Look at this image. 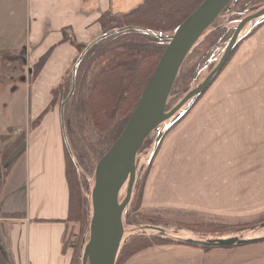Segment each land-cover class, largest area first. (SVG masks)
I'll use <instances>...</instances> for the list:
<instances>
[{
  "label": "crops",
  "instance_id": "crops-1",
  "mask_svg": "<svg viewBox=\"0 0 264 264\" xmlns=\"http://www.w3.org/2000/svg\"><path fill=\"white\" fill-rule=\"evenodd\" d=\"M141 1L0 0V70L8 72L0 81L24 83L22 74L19 79L12 74L21 69L18 63L29 67L48 53L28 81L29 115L11 126L25 128L26 140L23 158H15L0 189V212L6 214L0 216V264H71L73 250L62 247L69 187L60 107L48 111L40 105L34 81L46 70L57 71L44 85L49 95L71 70L78 51L61 40V31L87 43L101 35L102 13H126ZM261 41L256 60L239 62L231 70H241L240 76L234 72L223 79L225 93L209 94L223 108L192 109L188 126H177L173 142L164 140L159 155L155 152L141 211L179 217L176 230L160 226L173 241L152 243L120 264H264V238L224 246L189 242L264 237V230L240 226L264 217V37ZM56 51L64 57L55 66ZM31 119L38 120L35 126H28ZM199 223L221 227L212 232Z\"/></svg>",
  "mask_w": 264,
  "mask_h": 264
},
{
  "label": "trees",
  "instance_id": "trees-1",
  "mask_svg": "<svg viewBox=\"0 0 264 264\" xmlns=\"http://www.w3.org/2000/svg\"><path fill=\"white\" fill-rule=\"evenodd\" d=\"M202 1L203 0H142L135 8L120 15H113L110 12L102 13L98 21L102 29L101 35L104 34V37L90 44L78 42L72 32L67 30L61 31V40L63 42L67 41L72 44L79 53L85 51L82 60L75 66L76 87H79V84H82L86 79L84 60L92 57L96 61L94 64L95 68L99 67L98 71L91 78V82H88L90 86L87 97L84 100L85 111L98 131L105 132L114 124L113 126H116L115 130H119V133L114 135L111 134V137L113 140L117 138L132 110L136 106L141 92L152 75L158 59L168 41L166 37L159 38L155 35L146 34L147 36L144 38L154 41L153 44H151L152 41L150 43H136L135 40L128 38V35L132 34V32L136 33L135 30L137 29H141L145 32L155 31L169 34L174 31ZM249 2H251V0H233L223 9L219 16H226V21L232 23L244 15L245 7ZM225 29L226 27L220 26L216 29L210 26L197 40L180 67L168 101L172 96H176L177 91L175 90V85H177L179 80L191 77L190 72L194 65L187 67L188 69L182 73L188 56H190V54L194 52V49L203 42L209 41L211 42L209 47H214L216 42L221 40L219 38L224 34ZM108 35L109 37H107ZM120 39L122 40L121 43H119ZM114 41L116 44H112ZM238 42L239 38L236 44H238ZM236 46L237 45H235L234 49ZM89 49L91 52H88ZM46 55H48V53L42 55L38 62L33 65V68L30 69L31 75L38 73L46 59ZM209 56L210 54L207 60ZM197 70L193 74V78L196 77ZM69 80L70 75L67 77L65 76V80H62L58 86L52 89L51 93L54 96V100L51 104H53L60 95V102L62 101L68 92ZM189 89L188 85H186L183 93L188 92ZM177 98H179V96H177ZM171 127L172 126H170L168 130ZM12 130L11 127H8L6 133L0 134V189L5 178L4 176H6L16 158H14V155H21L25 146V134L21 133L19 136L14 137ZM156 130L157 129H155V131ZM149 138L150 135L145 139L142 148L146 147ZM142 153L143 150L139 151L136 157V176L131 203L134 201L135 190H140V185L138 187L136 186L138 179L142 180L145 174L143 168L142 171L139 170V161ZM153 156L149 154L148 164L151 162ZM9 158L13 161L5 167L4 165L8 162ZM74 162L75 161L69 157V154L66 153V180L69 187V205L68 217L65 221L66 228L62 236V247L64 249L71 248L73 250L71 264H81V256L84 245L88 240L89 221L92 214L90 204L91 188L88 187V190L84 189L83 184H87L88 180L82 175V172L76 168ZM78 164L81 166L80 163ZM141 167L143 166L141 165ZM125 212L126 210L124 213ZM2 215L5 216L6 214L0 212V216ZM133 225V223L123 220V227L127 233L124 234L120 243L115 264H120L135 252L152 243L173 241V239L167 237L166 234L145 235L139 232L132 233L128 231ZM199 226L207 231L216 230L221 227V225L215 223L200 224Z\"/></svg>",
  "mask_w": 264,
  "mask_h": 264
},
{
  "label": "rangeland",
  "instance_id": "rangeland-1",
  "mask_svg": "<svg viewBox=\"0 0 264 264\" xmlns=\"http://www.w3.org/2000/svg\"><path fill=\"white\" fill-rule=\"evenodd\" d=\"M263 7H264V0H251V2H249V4L245 7V12L243 11L244 15L240 19H236L232 23H229L228 21H226V16H219L220 14L218 15V17L214 20L211 26L216 29L217 27H220V26L226 27V29L224 30V34L221 35V37L219 38L221 40H218V39H217L218 41L215 40L217 42L214 47H209L211 45V42L209 41L203 42L202 44H200L194 49V52H192L190 56H188V60L182 69V73L186 69H188L187 67H191L192 65H194L190 72L191 77L181 79L179 80L177 85H175L176 86L175 90L177 91V93H176V96H172L167 102V110L172 109V107H174L180 101V99L185 95V93H187V92L183 93L185 91L184 88L186 87V85H188L190 89L196 87L206 77V75L215 67V65L218 63L224 51V48L229 38L231 37L236 25L238 24V22L241 19H243L245 16L258 11L259 9ZM120 14H123V13H120ZM120 14H116V15H120ZM135 31L136 33L132 32V34L128 35V38L135 40L136 43H140V42L150 43L152 40L150 41V39L147 40L146 38H144L147 36L146 34L155 35L156 37H159V38H165L166 36L168 37L169 35L173 33V31L170 32L169 34H164L162 32H155V31L145 32V31H142L141 29H137ZM107 37H109V35ZM263 37H264V18L252 20L243 27V29L241 30L239 34V37H238L239 42L238 44H236L237 45L236 48L235 49L233 48L234 50L232 49L231 53L229 54L230 57L228 56L227 58L228 60L226 59L223 67L213 78L209 87L201 95L195 98L193 101L189 103L187 102L186 104H184L182 108L178 110V111H181L183 110L184 107H187L189 105L187 107L186 113L185 114L183 113L184 115L186 114L187 115L184 116L182 114L184 117L181 115V117L183 118L180 119L169 130L165 128L166 126L164 124H163L164 126L162 125L165 128V130L162 134L161 140L159 141L157 145L158 147L157 150H159L158 151L159 153L162 149L164 140H165L164 144L173 142L172 137L175 135L177 126H179L180 124H181V128H185L186 126H188L187 121L190 119V115H191L190 111L192 109L216 108V106L218 105H219L218 108H223L224 102L221 101L220 98H214V97L210 98L209 94H215L217 92L225 93L226 88H223V85H222L223 79L226 77H231L232 73L234 72H235V77L240 76V74L242 73L241 70H238V69L231 70V68H237L238 66L236 65L239 62L241 61L254 62L256 60L257 53H256L255 48L259 40H260L259 44H263L261 41ZM95 39L96 37L91 38V40H89L87 43L90 44ZM23 41L24 43L26 42L29 43V38L25 37ZM121 42L122 40L120 39L119 43ZM153 43L154 41L151 42V44ZM112 44H116V42L114 41ZM88 52H91L90 49ZM209 54L210 56L207 60V57ZM54 57L56 59V64H55L56 66L62 61L64 54L56 51ZM77 57L75 58V61ZM95 62H96L95 59L92 57H89L87 60H84V67L86 70L85 71L86 79L82 84H79V87H76V82H75L76 89H74L73 95L71 96L70 100L67 103H65L63 107V120H64L63 125L61 124V118L59 120L60 128L62 127V129H64V131L66 132L67 145L69 147L70 152H72V155L74 157V160H75L74 163L76 165V168L79 169V171L82 172V175H84L88 180L87 184H83L85 190H88V187L92 189V185H93L92 178L94 177V169H95L96 163L99 160V158L106 152L105 150H107L112 145V143L115 141L112 139L111 134L114 135V134L119 133V130H115L116 126H113L114 124H112V126L105 132L98 131L94 127L92 121L89 119L85 111L84 100L87 97L88 89L90 86V84L88 85V82H91L92 80L91 78L94 76V74L99 69V67L95 68L94 66ZM18 66H21V69H18V71H12V74H14V76H16L18 79L20 78V74H22L24 77V80H23L24 83H22L21 79L15 82H11L10 84L5 81H0V134L6 133V129L8 127H11V126L15 127L16 125L21 124L25 120V117L29 115L30 108H29L28 101H27V97H28L27 87L29 85L28 81H31L32 83V78L29 77V73H30L29 71L30 69L33 68V65H30L29 67L24 66V65L22 66V63L19 62ZM74 66L75 64L73 65V67ZM196 70H197V73L195 75L196 77L193 78V74L195 73ZM51 71L52 73H54V75H56L57 71H55L54 69L46 70L41 80H38L37 82L34 81V85H33L35 89H38V87L40 88L39 104L43 105L44 108L47 106L45 109L48 111L53 110V109L58 110L62 101L66 98V96L71 91L72 71L69 70L66 73V77L70 75L68 92L66 93V95L64 96L61 102L59 99L61 98V95H60L59 98H57L55 102L51 104L52 101L54 100V96L52 95L51 91L55 86H53L50 89L49 95H47V91H45L44 89L45 84L52 82V78L50 77ZM4 73H5L4 71L0 70V77L3 79L7 77L8 75L7 71L5 75ZM17 78H14V79H17ZM63 80H65V77L63 78ZM13 86L14 88L12 89ZM217 86H219V91H217ZM50 96H51V99L48 104L47 101H48V97L50 98ZM177 96H179V98H177ZM57 113H54L55 116L57 115ZM178 114L179 112H176L172 117L177 116ZM33 120L34 119H31L28 126H32L33 124L35 126L37 124L38 120H35V122H33ZM24 129H22L20 132H16L15 129H13L12 130L13 136L14 137L19 136L22 132L25 133ZM31 130H32V127H31ZM167 135H171V136H169L166 139ZM155 138H156V133H151L150 138L147 140L148 143L146 147L140 148V151L143 150V153L139 161V166H140L139 170L142 171L144 169L145 174L142 177V180L138 179L136 186L138 187L140 185V190L139 191L135 190L134 201L131 203V200H130L128 206L126 207V212L123 215V220L134 224L133 226L135 227V229L133 226H132V229H134L135 232H137L136 228L140 224L150 223L153 226L160 227L161 226L160 223H162L164 226L169 225L168 227H171L172 230H176L179 226L178 223L182 222V220L179 217L175 216L172 213H169L168 215L165 216L164 214H159L157 212L152 213V214H145L143 211H141L142 209L141 207L143 205V199H142L143 186L146 181L148 172L152 167L151 163H152L153 158L151 159V162L148 164L149 154H151L152 147L154 146V143H155ZM143 146H144V142H143ZM66 148L67 147L65 145V149ZM157 150L155 151L156 153H157ZM23 153H24V150L21 153V155ZM21 155L15 154L14 158L18 157L22 159L23 156ZM158 155L159 154L157 153V156ZM163 157H165V154H163ZM12 161L13 160L9 158L8 162L4 166L7 167V165L10 164ZM78 163H80L82 167ZM141 165L143 167H141ZM124 191H125V186L121 190L120 199L123 198ZM202 224H206V223H202ZM240 226L244 230L247 228L248 229L251 228L250 230H253V229L264 230V217H261L255 221L246 222L245 224L240 225Z\"/></svg>",
  "mask_w": 264,
  "mask_h": 264
},
{
  "label": "water",
  "instance_id": "water-1",
  "mask_svg": "<svg viewBox=\"0 0 264 264\" xmlns=\"http://www.w3.org/2000/svg\"><path fill=\"white\" fill-rule=\"evenodd\" d=\"M232 1L203 0L176 27L171 35L166 36L168 39L166 46L158 59L152 75L144 86L136 106L132 110L120 134L96 163L94 183L90 194L92 214L89 221V235L83 248L81 264H115L124 234L123 211L130 201L135 181L136 155L144 140L159 125L168 120H170L169 125L175 122L177 116H172L184 104L193 101L198 95L203 93L215 75L221 70L232 49L235 47L243 27L252 20L264 18L263 7L241 19L236 25L215 67L196 87L185 93L172 109L167 110V100L184 59L197 40L211 26L221 11ZM103 37L104 35L97 40ZM84 53L85 51L80 53L75 66L81 61ZM74 68L71 77V91L60 105L62 125L63 106L67 103L75 88ZM187 107H184L183 111ZM163 132L164 130L162 129L158 131L152 154L157 149ZM63 136L68 152L73 157L67 145L64 131ZM124 186L125 195L119 201V193ZM154 229L160 230L158 228ZM263 238L239 240L235 237L213 242L194 240H190L189 242L202 246H224L250 243Z\"/></svg>",
  "mask_w": 264,
  "mask_h": 264
}]
</instances>
